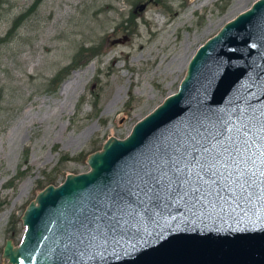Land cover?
I'll return each mask as SVG.
<instances>
[{
    "label": "water",
    "instance_id": "95a60500",
    "mask_svg": "<svg viewBox=\"0 0 264 264\" xmlns=\"http://www.w3.org/2000/svg\"><path fill=\"white\" fill-rule=\"evenodd\" d=\"M228 129L239 150L215 176L161 185L194 130L215 153ZM85 163L26 203L5 264H264V0L199 43L176 88Z\"/></svg>",
    "mask_w": 264,
    "mask_h": 264
},
{
    "label": "rangeland",
    "instance_id": "374dc122",
    "mask_svg": "<svg viewBox=\"0 0 264 264\" xmlns=\"http://www.w3.org/2000/svg\"><path fill=\"white\" fill-rule=\"evenodd\" d=\"M251 1L0 0V254L46 180L85 170L86 154L173 91L196 46ZM73 55L81 63L54 84Z\"/></svg>",
    "mask_w": 264,
    "mask_h": 264
},
{
    "label": "snow or ice",
    "instance_id": "6c2138e0",
    "mask_svg": "<svg viewBox=\"0 0 264 264\" xmlns=\"http://www.w3.org/2000/svg\"><path fill=\"white\" fill-rule=\"evenodd\" d=\"M227 131L229 132L227 137H224L223 133L218 135L217 144L219 149L213 153L207 147H200L204 144L206 134L194 130L190 135V142L185 144L186 150H183L179 157L172 161L169 172L158 176L159 181L162 182L161 185L167 180V188L171 193L176 191L177 184L183 190L192 178L203 183L204 176H215L216 170L221 166V161L230 158L234 151L239 150V145L230 135L232 130L228 129ZM193 153H197L195 159ZM169 173L174 179L170 177ZM193 191H199V188L193 189ZM183 194L187 195V192ZM117 199L121 200V197L118 196Z\"/></svg>",
    "mask_w": 264,
    "mask_h": 264
},
{
    "label": "trees",
    "instance_id": "16d2710c",
    "mask_svg": "<svg viewBox=\"0 0 264 264\" xmlns=\"http://www.w3.org/2000/svg\"><path fill=\"white\" fill-rule=\"evenodd\" d=\"M75 58H76V57L73 55V56L71 57L70 62L66 65V67H63V68L60 69V76L58 75V74H59L58 71L53 75L52 79L54 80V78H55L54 84H56V83L58 82V80H60L62 70H63L64 72H66V71H68L69 69L78 66L79 63H81V61L79 62V61H77ZM50 181H51V180L48 179V180H46V182H45L44 184L49 183ZM44 184H43V185H44ZM43 185H42V186H43Z\"/></svg>",
    "mask_w": 264,
    "mask_h": 264
},
{
    "label": "flooded vegetation",
    "instance_id": "af4514ba",
    "mask_svg": "<svg viewBox=\"0 0 264 264\" xmlns=\"http://www.w3.org/2000/svg\"><path fill=\"white\" fill-rule=\"evenodd\" d=\"M3 264H5V262H3Z\"/></svg>",
    "mask_w": 264,
    "mask_h": 264
}]
</instances>
